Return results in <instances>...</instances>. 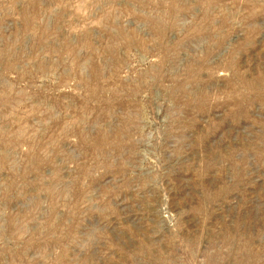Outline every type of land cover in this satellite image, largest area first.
Listing matches in <instances>:
<instances>
[{
    "label": "rangeland",
    "instance_id": "rangeland-1",
    "mask_svg": "<svg viewBox=\"0 0 264 264\" xmlns=\"http://www.w3.org/2000/svg\"><path fill=\"white\" fill-rule=\"evenodd\" d=\"M0 264H264V0H0Z\"/></svg>",
    "mask_w": 264,
    "mask_h": 264
}]
</instances>
